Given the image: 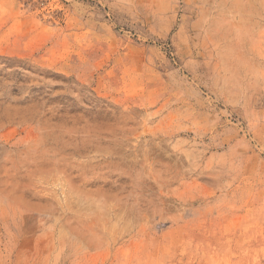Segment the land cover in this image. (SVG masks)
Returning <instances> with one entry per match:
<instances>
[{
  "label": "rangeland",
  "instance_id": "1",
  "mask_svg": "<svg viewBox=\"0 0 264 264\" xmlns=\"http://www.w3.org/2000/svg\"><path fill=\"white\" fill-rule=\"evenodd\" d=\"M0 264H264V0H0Z\"/></svg>",
  "mask_w": 264,
  "mask_h": 264
}]
</instances>
